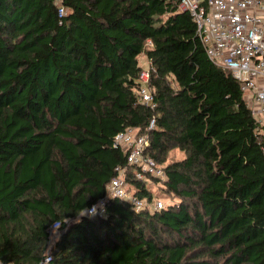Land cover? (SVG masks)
<instances>
[{"label": "trees", "instance_id": "trees-1", "mask_svg": "<svg viewBox=\"0 0 264 264\" xmlns=\"http://www.w3.org/2000/svg\"><path fill=\"white\" fill-rule=\"evenodd\" d=\"M179 1L0 0L1 260L264 264L263 139ZM141 53L153 107L137 92ZM127 127L164 168L149 177L157 192L113 145ZM116 166L138 197L174 201L150 211L111 197L104 215L83 214Z\"/></svg>", "mask_w": 264, "mask_h": 264}, {"label": "built area", "instance_id": "built-area-1", "mask_svg": "<svg viewBox=\"0 0 264 264\" xmlns=\"http://www.w3.org/2000/svg\"><path fill=\"white\" fill-rule=\"evenodd\" d=\"M179 7L189 12L208 58L237 80L255 119V134L262 136L261 152L264 156V0H180ZM63 13V7L59 6L58 15ZM149 74V64L141 67L137 92L142 103L153 107ZM153 124L151 119L147 128H152ZM148 143V134L133 127L125 128L113 139V145L125 153L127 164L134 168V178L150 184L149 177L162 181L166 174L163 166L146 151ZM115 170L116 175L107 184L104 197L86 207L83 214L104 215L111 197L126 200L135 210L148 207L153 211L166 206L161 199L149 203L135 195L134 190L130 194L128 190L132 186L125 177L126 167L116 166ZM58 225L53 223L49 227L50 235ZM49 259L48 255L43 262ZM0 264L13 263L0 259Z\"/></svg>", "mask_w": 264, "mask_h": 264}, {"label": "rangeland", "instance_id": "rangeland-1", "mask_svg": "<svg viewBox=\"0 0 264 264\" xmlns=\"http://www.w3.org/2000/svg\"><path fill=\"white\" fill-rule=\"evenodd\" d=\"M149 43L147 42V45H148ZM147 45H145V46H147ZM138 63H140L141 65V67H146L147 65H148V61H147V57L143 54V53H141L140 55H138ZM182 155H181V153L180 152H178V151H173V150H171L170 152H169V155H168V160H171V159H178V158H180ZM150 185V188H152V190L153 191H158V187H156L155 185H153L152 183H150L149 184ZM156 191V192H157ZM128 192L131 194L132 192H133V188H130L129 190H128ZM158 194V193H157ZM164 194L161 192V193H159L158 194V198L159 199H161L162 201H164L166 204H168V203H170V202H173L174 200H173V197H171V196H168V197H164L163 196ZM155 198V197H154ZM54 234L55 233H53L52 235H51V237H50V240H49V242H48V247L51 245V242H52V239L54 238Z\"/></svg>", "mask_w": 264, "mask_h": 264}, {"label": "crops", "instance_id": "crops-1", "mask_svg": "<svg viewBox=\"0 0 264 264\" xmlns=\"http://www.w3.org/2000/svg\"><path fill=\"white\" fill-rule=\"evenodd\" d=\"M144 54V53H143ZM139 65H141L140 63H138ZM55 234H54V238L52 239V242H51V244L53 243V241H54V239H55V237L57 236V231H55L54 232ZM51 237V236H50ZM50 240V239H49ZM49 242V241H48Z\"/></svg>", "mask_w": 264, "mask_h": 264}, {"label": "clouds", "instance_id": "clouds-1", "mask_svg": "<svg viewBox=\"0 0 264 264\" xmlns=\"http://www.w3.org/2000/svg\"><path fill=\"white\" fill-rule=\"evenodd\" d=\"M82 212H83V210H82Z\"/></svg>", "mask_w": 264, "mask_h": 264}]
</instances>
